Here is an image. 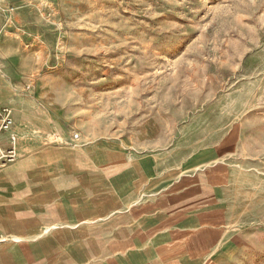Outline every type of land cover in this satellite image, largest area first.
Returning a JSON list of instances; mask_svg holds the SVG:
<instances>
[{"label": "rangeland", "instance_id": "rangeland-1", "mask_svg": "<svg viewBox=\"0 0 264 264\" xmlns=\"http://www.w3.org/2000/svg\"><path fill=\"white\" fill-rule=\"evenodd\" d=\"M9 10L28 55L12 92L45 89V103L117 152L143 149V136L244 123L222 264H264V0H14Z\"/></svg>", "mask_w": 264, "mask_h": 264}, {"label": "crops", "instance_id": "crops-1", "mask_svg": "<svg viewBox=\"0 0 264 264\" xmlns=\"http://www.w3.org/2000/svg\"><path fill=\"white\" fill-rule=\"evenodd\" d=\"M13 2L0 0V105L14 108L17 138V160L0 168V264H222L245 124L216 135L143 136V149L117 152L115 140L45 103V89L12 92L11 72L25 75L28 62L26 37L5 16ZM9 137L0 132L3 146Z\"/></svg>", "mask_w": 264, "mask_h": 264}, {"label": "built area", "instance_id": "built-area-1", "mask_svg": "<svg viewBox=\"0 0 264 264\" xmlns=\"http://www.w3.org/2000/svg\"><path fill=\"white\" fill-rule=\"evenodd\" d=\"M31 87L28 85L27 89ZM14 124L13 113L9 107H0V132H10L9 145L7 147L2 145L0 140V168L11 164L17 160L16 151V135L12 132V127ZM75 139L80 138V134L75 132L73 134Z\"/></svg>", "mask_w": 264, "mask_h": 264}, {"label": "bare ground", "instance_id": "bare-ground-1", "mask_svg": "<svg viewBox=\"0 0 264 264\" xmlns=\"http://www.w3.org/2000/svg\"><path fill=\"white\" fill-rule=\"evenodd\" d=\"M11 111H12V109H10ZM12 113H13V111H12Z\"/></svg>", "mask_w": 264, "mask_h": 264}]
</instances>
